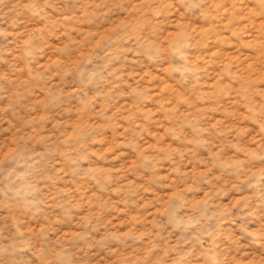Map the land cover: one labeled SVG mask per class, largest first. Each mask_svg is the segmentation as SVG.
Returning <instances> with one entry per match:
<instances>
[{"label": "rangeland", "instance_id": "1", "mask_svg": "<svg viewBox=\"0 0 264 264\" xmlns=\"http://www.w3.org/2000/svg\"><path fill=\"white\" fill-rule=\"evenodd\" d=\"M0 264H264V0H0Z\"/></svg>", "mask_w": 264, "mask_h": 264}]
</instances>
